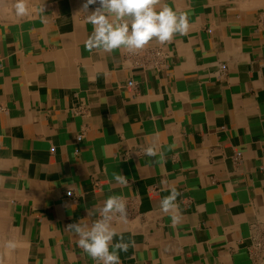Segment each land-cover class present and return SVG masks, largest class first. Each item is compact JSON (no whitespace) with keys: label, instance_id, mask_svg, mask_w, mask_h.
Returning <instances> with one entry per match:
<instances>
[{"label":"crops","instance_id":"crops-1","mask_svg":"<svg viewBox=\"0 0 264 264\" xmlns=\"http://www.w3.org/2000/svg\"><path fill=\"white\" fill-rule=\"evenodd\" d=\"M83 2L0 6L2 264H96L66 228L110 195L121 264H264V0H164L188 33L135 54L86 49Z\"/></svg>","mask_w":264,"mask_h":264},{"label":"clouds","instance_id":"clouds-1","mask_svg":"<svg viewBox=\"0 0 264 264\" xmlns=\"http://www.w3.org/2000/svg\"><path fill=\"white\" fill-rule=\"evenodd\" d=\"M4 4L5 0H0V6ZM90 6L95 7L90 10ZM11 7L17 17L31 14L30 0H11ZM81 12L93 29L84 42L85 48L100 54L117 50L135 54L153 40L164 45L176 35H186L190 29L187 14L175 11L164 0H84ZM144 152L147 156L156 157L159 149L156 145H150ZM114 179L121 185L128 183L122 174H114ZM165 190L169 191V195L161 199L160 209L171 216L172 226L176 227L182 221L176 202L181 193L175 187ZM87 216L96 218L90 224L76 222L66 229L78 237V246L96 264H121L119 253L127 252L135 244L134 240L125 241L123 233L116 228L117 223H127L126 198L123 195H110L102 205L88 209ZM17 246L15 240H8L4 244L9 251Z\"/></svg>","mask_w":264,"mask_h":264}]
</instances>
